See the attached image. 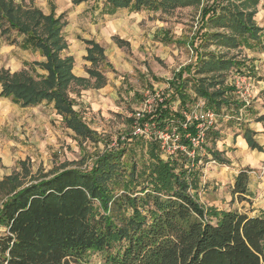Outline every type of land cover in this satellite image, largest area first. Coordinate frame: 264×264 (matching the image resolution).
<instances>
[{"label":"trees","instance_id":"16d2710c","mask_svg":"<svg viewBox=\"0 0 264 264\" xmlns=\"http://www.w3.org/2000/svg\"><path fill=\"white\" fill-rule=\"evenodd\" d=\"M86 1L71 0L75 5ZM191 1L104 0L103 10L167 9ZM226 1L216 2L217 12L210 7L202 11V26H209L198 36L202 47L212 42L229 49L262 44L263 27L254 19L261 0ZM65 24V13L57 15L53 8L44 13L33 0H0V37L37 50L45 59L32 61L28 69L0 68V96L21 106L52 103L75 137L95 143L98 134L74 108L70 92L75 86L76 92L87 88L89 78H94L93 87L104 85L101 66L111 64L104 47L86 39L89 78L76 76L74 58L65 54ZM196 54V61L182 66L170 82L171 93L139 119L128 117L130 125L148 122L190 150L188 137L195 135L196 122L187 121L185 112L197 99L220 115L243 107L230 96L234 88L226 78L229 71L242 72L245 60L212 51ZM35 66L46 73L38 74ZM244 134L251 148L260 149L248 127ZM116 144L98 152L88 168L62 165L30 174L26 181L29 170L22 162V172L0 179V264H89L92 250L103 254V264H264V215L204 207L191 193L200 186L199 161L228 164L207 146V133L193 158L179 147L164 156L162 140L153 133L130 130ZM248 170L234 178L231 192L239 199L247 190Z\"/></svg>","mask_w":264,"mask_h":264},{"label":"rangeland","instance_id":"374dc122","mask_svg":"<svg viewBox=\"0 0 264 264\" xmlns=\"http://www.w3.org/2000/svg\"><path fill=\"white\" fill-rule=\"evenodd\" d=\"M68 1L70 0H33L44 12L53 5L57 10H64L67 20L63 28L64 34L77 43L83 45V39L93 37L105 48L111 66H101V70L108 80L107 85L99 90L89 87L93 83L91 78L89 88H79L76 92L79 86H75L70 92L74 108L97 132L98 140L94 143L75 137L74 132L64 126L61 116L47 102L23 108L12 105L7 98L0 110V179L14 171L22 172V162L29 170L26 181L30 179V174L36 175L62 165L88 168L98 152L116 146L118 140H123L130 130L138 131L136 125H130L127 118L143 108L154 107L157 101L169 95L172 91L169 82L174 81L182 66L196 61L197 51L226 53L228 57L244 59L246 64L249 55L259 53L257 49L245 47L229 49L217 42L202 47L198 36L209 28L208 25L202 26V11L210 7L211 13L217 12L216 2L220 0H192L188 4L157 10L145 8L136 11L122 8L112 15L102 13L104 0H90L76 7H70ZM238 2L235 0V3ZM223 3L227 1L223 0ZM254 19L263 27L264 32L262 0L256 5ZM111 22L117 24L116 31L107 28ZM218 28L219 31L223 30L222 27ZM210 30L215 31L217 28ZM114 34L129 39L132 46L117 45ZM262 41L264 42V33ZM11 54H14L13 51L7 57ZM0 58L4 59L2 56ZM27 58L33 59V54L28 52ZM123 64L129 70H122ZM255 65L260 68V64ZM83 66V61L76 54L73 71H82L86 67ZM258 68L254 69L255 73H250L249 68H244L241 73L255 80ZM237 74L236 71H229L226 82L237 88L236 91L240 94V91H245V85L240 88L234 85ZM247 97L249 102L254 100L252 96ZM172 107L177 109V102ZM228 115L229 117L223 118H232V124L240 121L235 116ZM220 121L218 120V124ZM150 131H154V128ZM165 138L168 139V136ZM210 143L208 140V147ZM217 163L210 160L198 162L196 167L201 168L200 186L196 192L191 190V193L196 194L204 207L210 206L209 201L216 198L220 200L217 204L222 209H233L236 204L233 205L229 199L228 183L219 179V175H223L227 168L213 167L218 166ZM213 172L218 174L214 175ZM207 186L210 188L206 189ZM220 191V195L214 196V193ZM3 231L0 227V236ZM87 257L89 264L104 262L103 254L99 251H88Z\"/></svg>","mask_w":264,"mask_h":264},{"label":"crops","instance_id":"0c3cea01","mask_svg":"<svg viewBox=\"0 0 264 264\" xmlns=\"http://www.w3.org/2000/svg\"><path fill=\"white\" fill-rule=\"evenodd\" d=\"M68 2L70 4V7L72 6L76 7L77 5H80L83 3L85 4L88 1L81 2L77 5L73 4L71 0ZM52 8L54 9V12L57 15L60 13H65L64 10L62 9L57 10V7H55L54 5L51 6V8L48 9L47 12H44L43 10L42 11L44 13H49ZM119 9H122V8H117L113 10L112 13H105V11L102 8L103 10L102 13L112 15L116 13L117 10ZM66 24H67V20H66ZM116 26L117 24L111 22L107 28L111 30L114 29V31H116L117 30ZM63 34H64V31H63ZM113 36L119 37L120 39L127 41V46H130V45L132 46L131 41L129 39H126L125 37L117 36L115 34ZM64 38L68 44L65 54L72 55L74 58V61L76 60V54H78V57H80V60L83 61L84 66H86V67L84 66L83 67L86 69L90 65V62L84 59V56L87 54L86 44L84 40L93 39L99 44L100 42L97 39L90 37V38L83 39L84 43L81 42L83 44L81 45L80 43H77L72 37H69L68 35L64 34ZM115 43L117 42L115 41ZM263 44L264 42L262 41V44L256 46L255 48H251L250 50L257 49L259 53H257L256 55L255 54L254 55L252 54L251 56L249 55L248 64H246V61H245V65H246L245 69L249 68L251 70L250 73L251 72L255 73L254 69L258 68V66L255 65L256 63L260 64L259 66L260 68H258L259 69L258 73H256L257 79L254 80L252 78L254 80L253 81L254 91L251 92V96L254 100L251 101L252 103L249 102L248 100L249 97H247L245 94L241 92L239 94L234 88V86L232 85L234 89L233 91H231L230 96L232 97L234 101L241 102L243 104V107L240 108L238 111L234 112L233 114V116H235L236 118L239 115H241V119H239L240 121L234 122V124H232V121H231L232 118L225 120L223 118L224 116L220 115L219 120L221 121L219 122V124L217 123V126H215L214 128H212L211 130L207 132V138L211 142L210 146L212 147V149L219 151L221 153V156L228 161V164H218L217 163L218 166H213V167L215 168L221 167V169L227 168V171H224L223 175H219V179L221 181H225L228 183L229 199L233 202V205L236 204V206L233 209H222L217 204V202L220 200L216 198H212V200L209 201L210 206H207V207H215L217 210H226V211L234 210V211L246 213L249 216H263L264 215V169H263L264 168V118H262V115L264 114V45ZM117 45L124 46L118 43ZM12 51L14 54L13 55L11 54L7 57V54H9ZM28 52H31L33 54V59L27 58ZM104 52H105V48H104ZM1 56L4 59L1 60L0 58V68L3 67L6 69H9L11 72L18 71L22 68L28 69L32 61H44L45 60L44 57L41 56L37 50L23 49L16 44H8L2 37H0V57ZM86 63H89V65H86ZM34 68L38 74L43 75L46 73V71L41 69L39 66H35ZM84 68L82 71L75 72L73 71V69L72 71L76 76L89 78V75L86 72V70H84ZM127 68L128 66L125 64H123L121 67V69L124 71L129 70ZM89 79L91 80V78ZM92 82H94V78ZM107 83H108V80L106 79V83L100 87H93L92 84L89 87H93L96 90H99L103 86H106ZM5 99L7 98L0 96V110L4 106L3 102ZM42 102H46V101H42ZM42 102L36 105H31V106H21L19 104L12 102V105L21 106L23 108H28V107L39 106ZM47 103L53 107L52 103H49V102ZM5 105L7 107H10V105L6 103ZM221 124H222V127H221ZM245 127H248L251 130L252 138L254 139V141L258 143V145L260 146V149L251 148L249 146L246 140L245 134H244ZM242 169H249L248 170V182H247V190L243 196L244 199H239L238 197H236V195L232 194L231 190L233 187L234 178L236 174ZM213 174L215 175L218 173L213 172ZM208 188L210 187L207 186L206 189ZM221 190H222V187H221ZM220 194H221V191L216 192V194L214 193V196H217Z\"/></svg>","mask_w":264,"mask_h":264},{"label":"built area","instance_id":"2783aa9c","mask_svg":"<svg viewBox=\"0 0 264 264\" xmlns=\"http://www.w3.org/2000/svg\"><path fill=\"white\" fill-rule=\"evenodd\" d=\"M238 74L235 75V84L237 87H242L245 85V91L243 94L247 96H251V92L254 91V80L251 78V76H246L242 75L244 73L237 72ZM237 89V88H236ZM240 91V89H239ZM241 92V91H240ZM153 108V107H152ZM152 108L146 109L143 108L140 111H137L133 114V116L136 119H139L140 117L143 116L145 112L150 111ZM220 114L214 112L212 109L207 108L205 106L204 100L202 99H197L194 103V105L190 108L189 111L185 112V117L187 121H195L196 122V133L195 135L189 136V140L191 142V149L188 150L185 146H179L176 144V137H172L171 134L163 133V132H156L150 131L152 128H154L153 125L150 123H145L143 126H139V124H135L138 131L133 130V134L135 135H142L144 134L145 136H149L150 133H153L158 137L159 139L162 140V149H163V155L166 156L170 153H173V151L176 148H180L181 150L185 151L189 157L193 158L195 154L196 148L200 147V145L204 142L206 138V133L209 129H212L216 126L218 123ZM222 116L229 117L228 113L222 114ZM237 119H241V115L237 117ZM168 136V139L165 137ZM210 162L214 163L215 160H210ZM264 169V168H263Z\"/></svg>","mask_w":264,"mask_h":264}]
</instances>
